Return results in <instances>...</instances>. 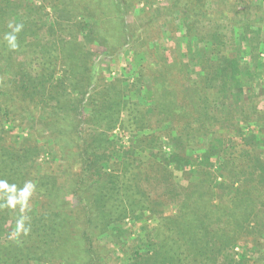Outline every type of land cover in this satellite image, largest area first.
<instances>
[{
	"label": "trees",
	"instance_id": "16d2710c",
	"mask_svg": "<svg viewBox=\"0 0 264 264\" xmlns=\"http://www.w3.org/2000/svg\"><path fill=\"white\" fill-rule=\"evenodd\" d=\"M108 1L99 12L93 2L51 0L45 13L35 0H0V264H113L109 245L124 247L125 264H264V228L253 222L264 211V0H162L158 16L146 8L149 21L165 17L183 31L191 59L141 65L134 86L109 82L103 64L133 47L145 25L133 33L129 1ZM190 63L200 68L196 78ZM171 65L182 92L164 96L153 84L155 105L127 102L146 77L170 82ZM128 111L141 120L123 121ZM239 122L263 126L246 135ZM220 126L241 138L228 142L213 132ZM118 128L133 133L124 152L112 137ZM195 139L202 154L190 152ZM46 149L55 159L39 170ZM215 158L239 184L228 200ZM27 192L35 201L13 204ZM170 204L176 214L163 215ZM146 212L158 223L144 241L125 220ZM243 242L250 255L236 251Z\"/></svg>",
	"mask_w": 264,
	"mask_h": 264
},
{
	"label": "rangeland",
	"instance_id": "374dc122",
	"mask_svg": "<svg viewBox=\"0 0 264 264\" xmlns=\"http://www.w3.org/2000/svg\"><path fill=\"white\" fill-rule=\"evenodd\" d=\"M83 2L91 3L93 5L96 4V8L99 12H105V5L108 4V0H82ZM129 1L125 3L126 5L130 6L129 13L127 15V19L131 25L132 32L137 33L143 25H145L144 29L141 30L139 34V38L136 39L134 42L133 47L128 48L124 52H120L118 56L114 60H105V63L103 64V68L105 69V77L109 82L120 79L123 81L124 85L134 86L137 82V79L139 77V73L141 72L140 66L144 65L147 68H152L154 64L157 65V63L163 58L167 63L170 62H176L175 58L183 57L186 59V62H189L191 59V56H189L188 52H186L185 48V40L183 38V31L181 30H174L169 23H167L166 18L160 20L158 17H152V20L150 18V21L148 19V13H146V8L150 9V15L155 16V9L159 8L158 6L160 4L164 5L166 4L165 1L162 0H156L152 6V9L149 6L145 5L150 3L152 0H125ZM33 2V0H31ZM93 2V3H92ZM103 2V6H102ZM35 5L37 7H41L45 13H51V0H35ZM156 16H158V13H156ZM177 27H178V23ZM110 26L106 25V32L110 33L113 30L109 29ZM103 32L104 35L107 36V33ZM101 33V34H103ZM113 33V32H112ZM122 34V33H121ZM109 36H112L110 34ZM124 36H122L123 38ZM150 45V48L152 49V52H147L149 49H147L145 46ZM202 48V46H200ZM91 50L95 51L96 53H102L103 49L99 46H91ZM198 53H205V52H198ZM193 58H196V52H194ZM184 59V60H185ZM262 61H264V55L262 56ZM185 62V61H184ZM191 67H189V70L192 72V78H196V75H198V72H200V68L195 65L194 63H190ZM159 66V65H158ZM160 67V66H159ZM169 72H166L167 80H171L170 82H164L163 85L159 83L160 77L153 78V81H151V78L146 77L144 81H142V92L136 93V89L131 88L130 91L126 92V99L128 103H137V104H146V108L155 105L156 101L154 98H151L150 96H147V92L152 89L153 84L159 88H161V91L164 96H168L171 94V91H173L174 88H176L177 94L178 92H182L183 87L181 86V83L177 82V86H175L174 79L178 77V69L175 67V65L168 66ZM155 72V70H153ZM162 70L158 68V72H161ZM196 74V75H195ZM162 75V74H161ZM160 75V76H161ZM179 81V80H178ZM172 84V86H167V84ZM174 85V86H173ZM137 88H140V84L137 86ZM260 93L264 95V78H263V86L260 87ZM161 94V93H160ZM162 97V99L164 98ZM166 98V97H165ZM161 100V99H160ZM264 110V101L260 104ZM221 110V108H219ZM252 110V109H251ZM250 110V116H252V111ZM129 112V111H128ZM123 112L121 114V118L123 121H130L131 119L137 118V120H141L142 115L137 113H128ZM130 114L132 117H130ZM163 120H169L167 118H163ZM155 122V121H153ZM128 123V122H126ZM21 123H17V129L16 131L24 136H27L30 134V131H27V128L25 126L20 125ZM168 126V122L163 124V128H166ZM263 126L262 122H251V124L243 125L241 122L237 124V128L243 129V131L246 133V135L249 134H257L260 130V128ZM8 128V126H7ZM234 129H227L224 127H213V132L217 133H224V135L227 137V141H234L236 139H239V134ZM133 133L131 131L123 130L122 128H118L112 133V137L116 141L118 149H120L121 152L127 151L130 148L131 145V139H132ZM198 139V138H197ZM195 139L192 141V151H190L193 155L195 154H202V150L197 145L199 141ZM163 150L167 153H172L175 150V147L171 144H168L165 142L166 140H163ZM47 143L50 145V140H47ZM148 156V155H147ZM54 154L50 149H46L43 154L40 156L38 160V169H47L49 167V164L54 161ZM214 163V169L213 173L215 176V183H223L228 188H232L231 190L227 191V194L225 196V199L228 200L229 198H232L234 194L236 193V190L239 187V184L237 180L229 178L226 171L220 170L221 168V161L217 158L212 160ZM220 165V166H219ZM50 170V169H49ZM176 176V175H175ZM37 183L38 181L35 180ZM176 181L179 184L186 185L187 182L183 180L181 177L177 175ZM221 189L215 188L214 193L220 194ZM37 195L34 196L28 193L20 194L17 196L13 204L14 205H24L25 207L28 206V200L32 199L35 201ZM218 202L216 201L215 205ZM177 206L175 204H170L167 206L164 211L163 215L165 216H173L176 214ZM149 213H145V217L141 221H137V223H134V221L131 218H128L125 220V227L131 228L133 231L134 236H139L142 238V240L145 241V235L152 231L153 228L157 226L158 220L157 217H150L148 215ZM17 215V214H16ZM256 226H262L264 228V211L262 210L259 212L258 217L255 218L253 221ZM15 237V231L14 229L9 228L7 233V238H14ZM106 241V242H105ZM104 243H109V240H105ZM129 244V243H128ZM111 246V250L113 251V258H115V261L113 264H125L126 256L124 255V247H118L115 245H109ZM251 245L247 242L240 243L238 247L236 248L237 252H245L248 255L251 254L252 250L250 249Z\"/></svg>",
	"mask_w": 264,
	"mask_h": 264
}]
</instances>
